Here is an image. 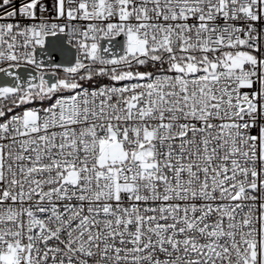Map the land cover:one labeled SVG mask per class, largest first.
<instances>
[{
    "label": "snow or ice",
    "instance_id": "obj_1",
    "mask_svg": "<svg viewBox=\"0 0 264 264\" xmlns=\"http://www.w3.org/2000/svg\"><path fill=\"white\" fill-rule=\"evenodd\" d=\"M0 264H264V0H0Z\"/></svg>",
    "mask_w": 264,
    "mask_h": 264
}]
</instances>
